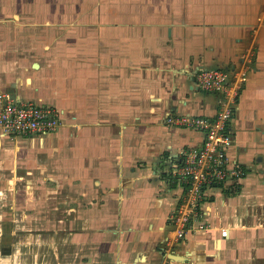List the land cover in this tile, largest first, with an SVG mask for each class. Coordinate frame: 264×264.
<instances>
[{
	"label": "crops",
	"instance_id": "crops-1",
	"mask_svg": "<svg viewBox=\"0 0 264 264\" xmlns=\"http://www.w3.org/2000/svg\"><path fill=\"white\" fill-rule=\"evenodd\" d=\"M150 2L138 21L125 10L39 22L35 8H0V90L62 119L30 137L0 129V264H264V25L253 31L264 0ZM251 41L228 122L245 173L205 188L209 226L193 220L165 254L187 185L175 171L205 137L182 117L219 108L194 72L236 66Z\"/></svg>",
	"mask_w": 264,
	"mask_h": 264
},
{
	"label": "built area",
	"instance_id": "built-area-1",
	"mask_svg": "<svg viewBox=\"0 0 264 264\" xmlns=\"http://www.w3.org/2000/svg\"><path fill=\"white\" fill-rule=\"evenodd\" d=\"M264 25V11L257 17L253 27L255 34ZM254 41L239 55L234 67H203L194 74V86L205 92L219 96V108L214 117L185 116L182 123L202 128L204 142L199 148L184 151L183 161L175 174L187 184L184 196L171 215V233L164 241L163 253L170 252L197 221V227L209 226L203 221L201 203L204 190L209 186H219L227 180L238 179L245 170L229 156L234 135L228 128L241 88L249 77L254 60ZM61 112L54 106L19 98L14 93L0 90V129L9 138L30 137L55 131L61 124ZM221 235L228 242H235L227 227L221 229Z\"/></svg>",
	"mask_w": 264,
	"mask_h": 264
},
{
	"label": "rangeland",
	"instance_id": "rangeland-1",
	"mask_svg": "<svg viewBox=\"0 0 264 264\" xmlns=\"http://www.w3.org/2000/svg\"><path fill=\"white\" fill-rule=\"evenodd\" d=\"M151 0H0V8H35L34 16L38 21H68L92 20L98 15H121V11L130 10L129 20L144 19L140 13L145 8H157L151 5ZM137 8H140L137 10ZM34 9V10H35ZM107 14V15H106ZM26 17L28 14H24ZM33 15V13H32ZM120 19L121 18L118 16ZM106 19V18H105Z\"/></svg>",
	"mask_w": 264,
	"mask_h": 264
},
{
	"label": "water",
	"instance_id": "water-1",
	"mask_svg": "<svg viewBox=\"0 0 264 264\" xmlns=\"http://www.w3.org/2000/svg\"><path fill=\"white\" fill-rule=\"evenodd\" d=\"M202 68H203V67H202ZM200 69H201V68H200ZM197 71H198V69L194 72V74H195ZM174 255H175V254L172 253V254L170 255V257H171V258H174Z\"/></svg>",
	"mask_w": 264,
	"mask_h": 264
},
{
	"label": "trees",
	"instance_id": "trees-1",
	"mask_svg": "<svg viewBox=\"0 0 264 264\" xmlns=\"http://www.w3.org/2000/svg\"><path fill=\"white\" fill-rule=\"evenodd\" d=\"M187 186V185H186Z\"/></svg>",
	"mask_w": 264,
	"mask_h": 264
}]
</instances>
